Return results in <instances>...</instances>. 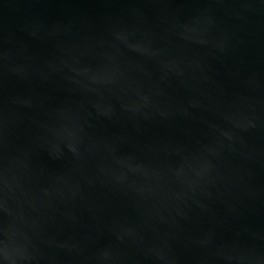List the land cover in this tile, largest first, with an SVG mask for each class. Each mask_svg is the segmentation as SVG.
I'll return each instance as SVG.
<instances>
[{
  "label": "water",
  "instance_id": "95a60500",
  "mask_svg": "<svg viewBox=\"0 0 264 264\" xmlns=\"http://www.w3.org/2000/svg\"><path fill=\"white\" fill-rule=\"evenodd\" d=\"M0 264H264V0H0Z\"/></svg>",
  "mask_w": 264,
  "mask_h": 264
}]
</instances>
